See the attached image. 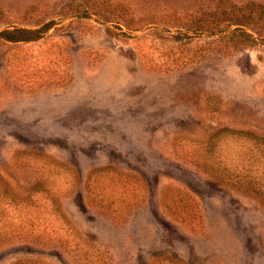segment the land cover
Masks as SVG:
<instances>
[{
	"label": "rangeland",
	"instance_id": "374dc122",
	"mask_svg": "<svg viewBox=\"0 0 264 264\" xmlns=\"http://www.w3.org/2000/svg\"><path fill=\"white\" fill-rule=\"evenodd\" d=\"M248 2L264 6L0 0V30L50 25L0 36V197L70 247L14 239L0 264H264L246 185L264 169V29L232 22Z\"/></svg>",
	"mask_w": 264,
	"mask_h": 264
},
{
	"label": "trees",
	"instance_id": "16d2710c",
	"mask_svg": "<svg viewBox=\"0 0 264 264\" xmlns=\"http://www.w3.org/2000/svg\"><path fill=\"white\" fill-rule=\"evenodd\" d=\"M253 4V2H248L240 6L232 5L235 8L232 14V22L244 23L245 25L251 24V26L259 23L264 29V6L256 4L253 7ZM49 27L50 25L46 24L35 28L17 26L13 28H4L0 30V36L2 39L10 42L30 41L39 38ZM246 34L249 35V33ZM258 138L264 140L263 136ZM256 172L258 173L257 177L247 181L246 185L264 199V182L262 180L264 169ZM36 184H38V182H36L35 185ZM29 201L30 199L20 197H0V247L14 239H21L26 241L30 240L45 247L57 246V248L61 249L70 248L66 244H63L62 240L56 238V236H52L51 233L35 226L32 213L27 210L29 209V207H27ZM3 203L13 206L14 209H17V212L9 213L3 206ZM74 248L75 247L69 250H74ZM89 255L90 253L88 254V252L81 251L79 258L85 259L84 264L88 262L91 263ZM30 261L31 259H29V257H21L10 264H31Z\"/></svg>",
	"mask_w": 264,
	"mask_h": 264
}]
</instances>
